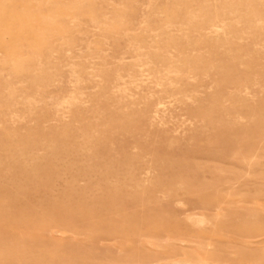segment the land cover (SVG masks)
<instances>
[{
    "label": "rangeland",
    "instance_id": "1",
    "mask_svg": "<svg viewBox=\"0 0 264 264\" xmlns=\"http://www.w3.org/2000/svg\"><path fill=\"white\" fill-rule=\"evenodd\" d=\"M195 261L264 264V0H0V264Z\"/></svg>",
    "mask_w": 264,
    "mask_h": 264
},
{
    "label": "bare ground",
    "instance_id": "2",
    "mask_svg": "<svg viewBox=\"0 0 264 264\" xmlns=\"http://www.w3.org/2000/svg\"><path fill=\"white\" fill-rule=\"evenodd\" d=\"M228 185H229V184H228ZM231 185H234V184H231ZM229 186H230V185H229ZM218 203H219V202H218ZM218 203H217V204H218ZM250 204H251V203H250ZM254 206H256V205H254ZM218 207H219V206H218ZM215 208H216V207H215ZM219 208H222V207H219ZM256 208H257V207H256ZM260 208H261V207H260ZM216 210H217V209H216ZM192 214H193V213H192ZM224 215H225V214H224ZM217 219H218V218H217ZM194 233H195V232H194ZM195 234L198 235V234H200V233L197 234V232H196ZM189 237H190V236H189ZM189 237H188V238H189ZM200 237H202V236L200 235ZM195 238H196V236H195ZM195 238H194V239H195ZM180 239L183 240V238H180ZM185 239H186V237H185ZM191 239H192V237H191ZM191 239H190V240H191ZM186 240H189V239H186ZM190 240H189V241H190ZM192 240H193V239H192ZM196 240H197V239H196ZM196 240H195V241H196ZM203 240H204V239H203ZM178 241H179V240H178ZM178 241H177V242H178ZM184 241H185V240H184ZM193 241H194V240H193ZM193 241H192V243H193ZM147 242H148V241H147ZM185 242H186V241H185ZM187 242H188V241H187ZM190 242H191V241H190ZM182 243H183V242H182ZM182 243H181V244H182ZM192 243H191V244H192ZM149 244H150V243H149ZM185 244H186V243H185ZM179 245H180V244H179ZM186 245H187V244H186ZM192 245H193V244H192ZM198 245H199V242H198ZM202 245H203V244H202ZM202 245H201V246H202ZM180 246H181V245H180ZM184 246H185V245H184ZM204 246H205V245H204ZM189 247H190V246H189ZM210 247H211V246H210ZM200 249H201V248H200ZM208 249H210V248H208ZM196 252H197V251H196ZM201 252H202V251H201ZM184 253H186V252H184ZM187 255H188V254H187ZM204 255H205V253H204ZM203 257H204V256H203ZM206 257H207V256H206ZM197 258H199V257H197ZM176 260H177V259H176ZM204 260H205V259H204ZM208 261H209V260H208ZM169 262H170V261H169ZM182 262H183V261H182ZM201 262H203V261H201ZM176 263H177V262H176ZM164 264H165V263H164ZM173 264H174V263H173ZM185 264H186V263H185ZM187 264H188V263H187ZM189 264H190V262H189ZM193 264H194V263H193ZM195 264H199V262H198V261H197V262L195 261ZM208 264H209V263H208Z\"/></svg>",
    "mask_w": 264,
    "mask_h": 264
}]
</instances>
